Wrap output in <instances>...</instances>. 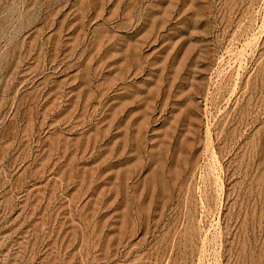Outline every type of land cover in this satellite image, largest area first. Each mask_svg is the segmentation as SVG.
I'll return each instance as SVG.
<instances>
[{"label":"rangeland","instance_id":"rangeland-1","mask_svg":"<svg viewBox=\"0 0 264 264\" xmlns=\"http://www.w3.org/2000/svg\"><path fill=\"white\" fill-rule=\"evenodd\" d=\"M0 264H264V0H0Z\"/></svg>","mask_w":264,"mask_h":264}]
</instances>
